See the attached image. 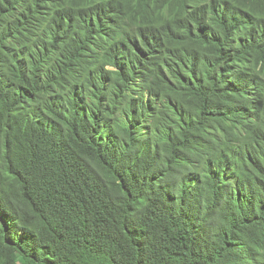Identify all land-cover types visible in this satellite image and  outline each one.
I'll use <instances>...</instances> for the list:
<instances>
[{
  "label": "trees",
  "instance_id": "16d2710c",
  "mask_svg": "<svg viewBox=\"0 0 264 264\" xmlns=\"http://www.w3.org/2000/svg\"><path fill=\"white\" fill-rule=\"evenodd\" d=\"M0 264H264V0H0Z\"/></svg>",
  "mask_w": 264,
  "mask_h": 264
}]
</instances>
